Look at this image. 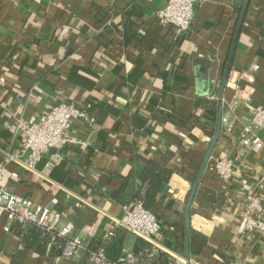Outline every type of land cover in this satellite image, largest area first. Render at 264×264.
<instances>
[{"label":"crops","instance_id":"obj_1","mask_svg":"<svg viewBox=\"0 0 264 264\" xmlns=\"http://www.w3.org/2000/svg\"><path fill=\"white\" fill-rule=\"evenodd\" d=\"M244 2L196 0L191 29L180 33L156 19L168 0H0V165H6V187L40 204L56 197L63 221L77 229L92 226L95 236L122 215L123 205L111 194L127 174L150 160L165 165L173 175L156 207L159 244L163 252L185 256L184 211L215 133L210 112L217 107ZM262 31L264 0H251L213 157L237 159L239 134L252 116L248 105L264 107ZM147 33L151 49L141 45ZM88 102L95 103L96 123L76 121L71 133L87 146L52 150L38 165L47 178L6 160V153L21 152L19 120L36 121L59 103ZM151 109L183 113L196 125L177 132L174 125L151 120ZM228 124L234 125L231 134L225 132ZM258 134L264 140V129ZM55 155V168L46 170L45 161ZM240 161L230 183L209 165L200 184L190 223L191 258L200 264H264V235L241 229L248 195L260 197L264 207V151H244ZM8 224L0 215V264H78L42 255L15 224L5 232ZM138 240L126 232L123 253L133 252Z\"/></svg>","mask_w":264,"mask_h":264},{"label":"built area","instance_id":"obj_2","mask_svg":"<svg viewBox=\"0 0 264 264\" xmlns=\"http://www.w3.org/2000/svg\"><path fill=\"white\" fill-rule=\"evenodd\" d=\"M196 0H168L166 7L156 14L157 21L164 27H171L180 33H188L195 16ZM257 68V67H256ZM240 77L239 79H241ZM237 95L242 87L239 81L233 85ZM252 114L251 120L239 134L240 149L236 158L212 157L210 170L224 183H230L234 177L237 163L244 155V151L261 153L264 151V140L258 132L264 129V107L248 105ZM90 104L59 103L48 112L39 116L36 121L17 122V131L22 138L21 152L18 156L6 153V160L18 161L21 167L31 175H42L38 165L46 156L55 150L59 152L67 147L85 148L87 141L73 136L71 133L76 121H83L93 127L96 119ZM225 121L223 120V126ZM225 132L233 133L234 125L225 126ZM58 155L45 161V169L53 170ZM6 165H0V215H5L9 224L4 227L5 232L12 231V224L22 228L36 226L44 232L56 233L66 238L62 252L58 258L78 264H110L105 246L94 251L88 250L87 240L94 237V227L77 229L71 221L64 222V216L56 210L59 201L56 197L49 204H40L28 196L10 191L5 185ZM244 188H247L244 186ZM120 217L111 219L113 227L108 231V237H113L116 228L135 235L147 244L138 253L127 252L118 259V264H163L161 256L166 255V264H200L174 252H163L159 244L162 225L158 217L143 207L141 201L123 205ZM263 201L260 197L250 194L247 196V208L241 222V229L253 237L264 235Z\"/></svg>","mask_w":264,"mask_h":264},{"label":"trees","instance_id":"obj_3","mask_svg":"<svg viewBox=\"0 0 264 264\" xmlns=\"http://www.w3.org/2000/svg\"><path fill=\"white\" fill-rule=\"evenodd\" d=\"M149 33H147L144 39L141 41V45L151 49L148 41ZM260 38L264 43V31L261 32ZM158 41L155 39L151 43L156 44ZM94 108V102H88ZM151 120L157 121L164 125H174L177 132L189 131L196 125V120L191 116H186L183 113L175 115L169 112H165L160 109H151ZM214 123L216 120V105H214V111L210 112ZM173 172L165 165L159 164L152 160L148 161L146 166L141 171L131 170L124 178L120 189L113 191L111 197L116 198L122 205L130 204L136 201H141L143 207L146 210L151 211L157 216L156 207L159 201V196L164 190V187L169 183ZM107 225H102L98 233L87 241L88 250L94 251L100 246H105L106 254L108 256L110 264H118V259L123 255L124 241L126 237V231L122 228L115 229L113 237H108L109 229ZM15 230L20 231L24 235L30 245H37L42 255L47 253V257L55 258L59 257L63 246L66 242V238L58 236L56 233L44 232L36 226L26 227L25 230L19 225H14ZM147 247V244L142 240H138L137 247L133 251L138 253ZM161 261L166 264V255L161 256Z\"/></svg>","mask_w":264,"mask_h":264},{"label":"water","instance_id":"obj_4","mask_svg":"<svg viewBox=\"0 0 264 264\" xmlns=\"http://www.w3.org/2000/svg\"><path fill=\"white\" fill-rule=\"evenodd\" d=\"M251 0H245L240 18L234 33L233 42L230 48V52L227 58V61L225 63V67L222 73L221 81H220V87L218 92V98H217V107H216V128L215 133L213 135L211 144L209 146V149L207 150L206 154L204 155L202 162L199 167V171L196 177V180L194 182L192 191L189 195L188 202L185 207L184 211V237H185V257L189 260L191 259V246H190V223H191V211L192 206L194 204L197 192L199 190L200 184L204 178V175L207 171V168L210 164V161L213 157L216 145L219 141V138L222 134L223 129V116H224V107H223V100H224V94L226 91L228 79L230 76V73L232 71L233 66V58L237 47V42L239 39L240 32L242 30V26L245 20L246 13L248 11L249 5Z\"/></svg>","mask_w":264,"mask_h":264}]
</instances>
